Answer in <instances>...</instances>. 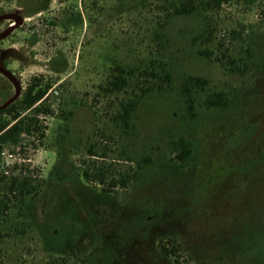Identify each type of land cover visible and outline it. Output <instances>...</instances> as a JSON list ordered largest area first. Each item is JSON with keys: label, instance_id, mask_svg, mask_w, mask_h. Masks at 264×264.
Returning a JSON list of instances; mask_svg holds the SVG:
<instances>
[{"label": "rangeland", "instance_id": "1", "mask_svg": "<svg viewBox=\"0 0 264 264\" xmlns=\"http://www.w3.org/2000/svg\"><path fill=\"white\" fill-rule=\"evenodd\" d=\"M195 1L194 13L163 25L164 0H0V16L23 17L0 39V64L21 85L20 95L33 77L51 82L45 103L53 110L39 117L40 145L25 141L21 152L33 177L45 180L24 208L31 228L14 236L9 223L4 227L0 264H38L49 255L79 264H264V0L208 12L204 0ZM12 20L0 21V33ZM208 24L239 55L250 44L253 66L230 73L198 54L214 46L193 42ZM233 29L242 39H229ZM151 59L167 65L174 85L147 95L125 133L111 122L114 96L99 86L116 65ZM188 74L209 80L196 95L194 118L179 92ZM0 85L1 104L17 86L1 71ZM214 90L234 96L231 106L206 108ZM61 109L72 114L63 119ZM180 136L192 143L184 163L171 160V141ZM96 140L107 142V162L117 166H134L144 155L154 163L118 195L104 192L78 170ZM170 236L181 244L178 263L157 248Z\"/></svg>", "mask_w": 264, "mask_h": 264}, {"label": "trees", "instance_id": "2", "mask_svg": "<svg viewBox=\"0 0 264 264\" xmlns=\"http://www.w3.org/2000/svg\"><path fill=\"white\" fill-rule=\"evenodd\" d=\"M242 3L252 7L259 0H204L201 1L203 11H212L219 8L223 3ZM198 8L195 0H164L161 11L165 13L164 24L176 17L187 16L194 13ZM228 37L232 41L242 39L241 31L230 30ZM200 41L203 45L214 44L213 48L199 49L198 54L211 62L222 65L230 73L246 71L254 64L255 53L250 44L241 46L235 52V47L225 45L223 38L213 35L210 24L204 32L193 37V42ZM174 85V76L167 69V65L158 59H151L141 67H126L116 65L106 79L100 85L103 93L114 96V112L111 122L125 133L133 131V114L142 100L153 92H162L171 89ZM209 86V80L203 76L188 74L181 78L179 92L182 96L186 110L191 118L197 116L196 95ZM51 82H44L40 77H33L23 93L7 107L0 109V236L1 231L9 223V231L12 235L28 233L31 223L24 211L28 201L34 199L45 185L44 179L33 177V165L28 162L14 163L6 172L2 166V155L6 149L19 150L28 145L38 147L35 144L39 137H44V127L40 116L52 115L50 104L45 103ZM235 97H230L223 90L210 91L206 94L204 105L208 109L226 110L231 106ZM72 111L66 113L61 109L59 114L67 119ZM25 141H29L25 143ZM173 149L172 161L177 163L186 162L192 154V143L187 138L180 136L171 141ZM112 151L107 142L96 140L86 148L85 157L81 158L78 170L84 180L107 193L117 194L127 189L132 182H139L144 178L148 166L154 163L149 155L141 156L134 166L132 164L117 166L113 161L107 162L108 155ZM121 150L119 157L123 155ZM11 213L18 222H12ZM12 222V223H11ZM11 233V232H6ZM158 250L165 256L172 258L178 263L181 244L175 237H167L157 242ZM38 264H79L76 260L66 256L49 255Z\"/></svg>", "mask_w": 264, "mask_h": 264}, {"label": "water", "instance_id": "3", "mask_svg": "<svg viewBox=\"0 0 264 264\" xmlns=\"http://www.w3.org/2000/svg\"><path fill=\"white\" fill-rule=\"evenodd\" d=\"M4 19H16L17 22L14 25L8 26V28H6L3 32H1L0 33V39L7 36L9 33H11L16 27H18L23 22V17L19 14H16V13L5 14V15L0 16V21H2ZM0 71L10 81H12L13 83L16 82V86H17L15 93L10 98H8L5 102L0 104V109H3L18 98V96L20 95V92H21V85L19 84V82H17L13 78V74H11V72L9 70H7L5 67H3L1 64H0Z\"/></svg>", "mask_w": 264, "mask_h": 264}, {"label": "built area", "instance_id": "4", "mask_svg": "<svg viewBox=\"0 0 264 264\" xmlns=\"http://www.w3.org/2000/svg\"><path fill=\"white\" fill-rule=\"evenodd\" d=\"M26 162V159L22 156L21 152L19 150H9L6 149L3 152L2 155V166L8 172L9 168L14 164V163H22Z\"/></svg>", "mask_w": 264, "mask_h": 264}, {"label": "flooded vegetation", "instance_id": "5", "mask_svg": "<svg viewBox=\"0 0 264 264\" xmlns=\"http://www.w3.org/2000/svg\"><path fill=\"white\" fill-rule=\"evenodd\" d=\"M14 24H16V20L15 19H13L12 20V23H11V25H14ZM2 65V64H1ZM3 66V65H2ZM4 67V66H3ZM3 74V73H2ZM4 75V74H3ZM6 90V86H1L0 85V93H2V92H4Z\"/></svg>", "mask_w": 264, "mask_h": 264}, {"label": "bare ground", "instance_id": "6", "mask_svg": "<svg viewBox=\"0 0 264 264\" xmlns=\"http://www.w3.org/2000/svg\"><path fill=\"white\" fill-rule=\"evenodd\" d=\"M16 20V19H15ZM16 22H17V20H16Z\"/></svg>", "mask_w": 264, "mask_h": 264}]
</instances>
